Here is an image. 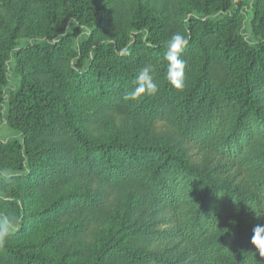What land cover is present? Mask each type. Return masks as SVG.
Returning <instances> with one entry per match:
<instances>
[{
    "label": "trees",
    "instance_id": "obj_1",
    "mask_svg": "<svg viewBox=\"0 0 264 264\" xmlns=\"http://www.w3.org/2000/svg\"><path fill=\"white\" fill-rule=\"evenodd\" d=\"M44 1L46 30L28 38L14 35L6 50L0 48V132L5 127L16 134H0V157L5 159L0 165V199L12 207L17 225L0 244L6 259L11 264H81L53 260L14 239L31 218L45 221L59 209H96L101 201L87 192L69 193L41 212H29L21 189L25 183L41 188L61 179L94 177L140 189L127 218L128 234L140 242L132 247L120 240L105 242L87 264H105L116 252L122 253V264H264L251 244L253 227L264 224L261 0H232L212 12L214 0H197L203 17L188 13L185 18L188 44L183 53L204 45L198 27L216 37L224 62L215 81L219 92L208 60L186 89L177 90L152 75L154 82L159 79L158 92L135 100L124 97L136 86L140 70L150 65L148 58L159 60L162 76L166 73L168 40L159 37L162 20L140 7L131 17L129 34L107 40L95 38L91 28L105 19L98 4ZM227 26L231 28L225 30ZM70 42L77 44L67 52L71 63L65 77L57 61ZM120 49L127 54L119 55ZM28 61L58 81L59 91L29 79ZM69 81L104 106L118 105L134 117L166 121L177 139L153 143L90 137L68 108L64 85Z\"/></svg>",
    "mask_w": 264,
    "mask_h": 264
},
{
    "label": "rangeland",
    "instance_id": "obj_2",
    "mask_svg": "<svg viewBox=\"0 0 264 264\" xmlns=\"http://www.w3.org/2000/svg\"><path fill=\"white\" fill-rule=\"evenodd\" d=\"M98 4L105 12L104 21H95L92 30L95 38L120 40L130 32L131 17L138 8L153 12L162 20L159 37L169 39L179 32L185 35L189 21L185 20L187 14L202 18L203 13L197 8V0H90ZM232 0H214L211 12L219 11ZM260 7L264 9V0ZM215 11V12H216ZM214 17L216 16L213 15ZM47 8L44 0H0V48L6 50L12 36L28 38L35 32L45 31L47 28ZM231 26L224 29L229 30ZM234 28V27H233ZM197 36L204 45L195 46L182 54L186 61L185 89L191 81L202 73L204 66L214 69L213 83L215 92H219L215 83L224 71V62L215 43V36L205 35L198 27ZM70 42L65 48V54L57 61L60 75L67 77L69 66L66 58L71 47L76 46ZM194 46V45H193ZM151 74L154 77L165 78L163 64L158 60H151ZM28 78L43 83L54 91H59L60 83L50 74L45 73L33 61L27 62ZM215 78V79H214ZM66 79V78H65ZM159 87V79L155 81ZM64 95L68 108L75 114L78 124L82 126L87 135L95 139H109L121 137L127 140L145 139L153 143L175 141L177 134L174 128L166 121H154L146 118H137L125 112L118 105L104 106L96 96L90 92H81L73 88L70 81L64 85ZM2 137L16 136L5 127L1 130ZM17 138H21L17 136ZM260 148V147H259ZM258 147L255 148L257 150ZM5 162L0 157V165ZM9 174V171H5ZM127 186V187H126ZM88 193L99 199L100 206L96 209L81 211L79 209H59L49 219L40 221L30 219L28 228L22 235L14 239L16 244H24L31 250L48 255L53 260L65 258L68 262L87 264L94 261L98 251L105 242H127L130 247L139 244L137 238L128 234V212L136 204L140 196V189L136 186L116 185L98 178H70L57 180L46 187L37 188L34 184L22 185L21 195L27 210L41 212L49 207L56 199L69 193ZM10 215L15 218L12 207L0 199V216ZM112 257L105 259V264H122L121 252L113 253ZM0 264H11L5 254L0 251Z\"/></svg>",
    "mask_w": 264,
    "mask_h": 264
},
{
    "label": "clouds",
    "instance_id": "obj_3",
    "mask_svg": "<svg viewBox=\"0 0 264 264\" xmlns=\"http://www.w3.org/2000/svg\"><path fill=\"white\" fill-rule=\"evenodd\" d=\"M188 44V39L179 32L173 34L166 42V51L163 59L167 62L165 79L177 90L185 87L186 61L182 54ZM119 55L127 54L126 49H120ZM134 89L125 95V100H135L143 95H155L158 92V85L154 82L150 67H144L135 78ZM257 217L258 215L256 213ZM15 218L10 215L0 216V244L16 230ZM251 244L261 257H264V224H256L252 229Z\"/></svg>",
    "mask_w": 264,
    "mask_h": 264
}]
</instances>
